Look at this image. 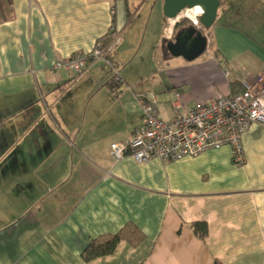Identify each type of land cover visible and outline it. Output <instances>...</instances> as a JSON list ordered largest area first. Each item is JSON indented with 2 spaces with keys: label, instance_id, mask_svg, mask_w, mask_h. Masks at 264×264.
Segmentation results:
<instances>
[{
  "label": "crops",
  "instance_id": "crops-1",
  "mask_svg": "<svg viewBox=\"0 0 264 264\" xmlns=\"http://www.w3.org/2000/svg\"><path fill=\"white\" fill-rule=\"evenodd\" d=\"M139 3L0 0V264H264L263 124L242 135L241 166L229 146L169 162L109 154L142 123L139 95H155L167 119L176 93L188 109L264 79V0H220L191 60L166 48L190 24L170 25L163 0L142 15ZM110 30L122 82L102 62L75 79L50 71ZM129 223L137 245L83 260L92 239Z\"/></svg>",
  "mask_w": 264,
  "mask_h": 264
},
{
  "label": "built area",
  "instance_id": "built-area-1",
  "mask_svg": "<svg viewBox=\"0 0 264 264\" xmlns=\"http://www.w3.org/2000/svg\"><path fill=\"white\" fill-rule=\"evenodd\" d=\"M198 17L190 22L201 28ZM207 32L208 29H203L208 38ZM119 41L120 37L115 35L105 44L96 43L88 53L57 59L50 71L65 70L75 79L89 64L102 62L111 71L112 80L122 82L112 57ZM136 100L142 123L134 128L129 138L110 144L109 154L114 162L126 155L139 163H146L152 158L163 162L177 161L229 146L233 163L241 166L245 162L242 135L252 123L264 125V79L261 77L257 81L242 79L240 89L236 92L218 93L208 101L188 109L183 108L180 96L176 93L171 102L174 113L167 119L161 116L155 95L142 94Z\"/></svg>",
  "mask_w": 264,
  "mask_h": 264
},
{
  "label": "water",
  "instance_id": "water-1",
  "mask_svg": "<svg viewBox=\"0 0 264 264\" xmlns=\"http://www.w3.org/2000/svg\"><path fill=\"white\" fill-rule=\"evenodd\" d=\"M194 6H200L203 11L198 17L201 28L192 24L184 26L176 32L173 40L166 43V48L171 55H181L189 60L195 59L205 52L207 37L204 35L203 29H209L213 24L220 0H163L162 5L163 15L169 21L174 19L183 8Z\"/></svg>",
  "mask_w": 264,
  "mask_h": 264
},
{
  "label": "trees",
  "instance_id": "trees-1",
  "mask_svg": "<svg viewBox=\"0 0 264 264\" xmlns=\"http://www.w3.org/2000/svg\"><path fill=\"white\" fill-rule=\"evenodd\" d=\"M177 24L187 25L191 24V22L188 19H181L178 23H176V25ZM113 34L114 32L110 30L107 34L100 37L96 43H107L112 38ZM235 84L237 85L236 81L230 82L231 87H234ZM238 89H240V86ZM237 90H234L233 92H236ZM191 226L193 232L199 238L206 236L207 225L205 222H194ZM143 237L142 232L135 225L129 223L115 233L104 234L92 239L84 248L81 255L84 261H91L95 258L112 254L115 251L117 244L122 240H125L129 244L135 246L143 239ZM213 264L220 263L218 261H214Z\"/></svg>",
  "mask_w": 264,
  "mask_h": 264
},
{
  "label": "bare ground",
  "instance_id": "bare-ground-1",
  "mask_svg": "<svg viewBox=\"0 0 264 264\" xmlns=\"http://www.w3.org/2000/svg\"><path fill=\"white\" fill-rule=\"evenodd\" d=\"M202 12L203 11L200 6L185 7L174 19H170V25H172L175 21L180 20L181 18H187L189 20L195 21L197 17L202 14Z\"/></svg>",
  "mask_w": 264,
  "mask_h": 264
},
{
  "label": "rangeland",
  "instance_id": "rangeland-1",
  "mask_svg": "<svg viewBox=\"0 0 264 264\" xmlns=\"http://www.w3.org/2000/svg\"><path fill=\"white\" fill-rule=\"evenodd\" d=\"M140 3L139 4H145V6H144V10L140 13V15H142V14H146L147 13V10H148V8H150V6L152 5V0H138ZM135 6L136 5H134V8H135ZM160 9V8H159ZM159 9L158 10H154L153 11V16H155L156 14H158L159 13ZM182 19V18H181ZM101 63V62H100ZM102 65H104L105 66V69L107 70V76H108V78H111V76H112V73H111V71H109V69H108V67H107V65H105L104 63H102ZM118 69H119V67H118Z\"/></svg>",
  "mask_w": 264,
  "mask_h": 264
}]
</instances>
